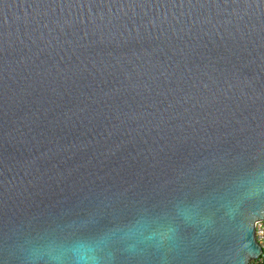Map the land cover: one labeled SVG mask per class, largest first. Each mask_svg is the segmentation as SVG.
<instances>
[{
    "label": "water",
    "instance_id": "obj_1",
    "mask_svg": "<svg viewBox=\"0 0 264 264\" xmlns=\"http://www.w3.org/2000/svg\"><path fill=\"white\" fill-rule=\"evenodd\" d=\"M264 217V0H0V264H247Z\"/></svg>",
    "mask_w": 264,
    "mask_h": 264
},
{
    "label": "built area",
    "instance_id": "obj_2",
    "mask_svg": "<svg viewBox=\"0 0 264 264\" xmlns=\"http://www.w3.org/2000/svg\"><path fill=\"white\" fill-rule=\"evenodd\" d=\"M253 236L260 253L247 264H264V217L254 222Z\"/></svg>",
    "mask_w": 264,
    "mask_h": 264
}]
</instances>
